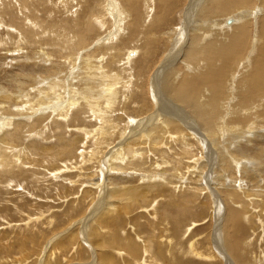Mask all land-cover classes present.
<instances>
[{
	"label": "rangeland",
	"instance_id": "374dc122",
	"mask_svg": "<svg viewBox=\"0 0 264 264\" xmlns=\"http://www.w3.org/2000/svg\"><path fill=\"white\" fill-rule=\"evenodd\" d=\"M34 1L37 2L38 0ZM40 1L41 7L36 12L37 15H35L36 18L39 17L41 19L39 21L37 18L38 22L42 20L46 21L47 24L54 21L59 23L65 22L69 27L70 22L75 27L77 24H83L86 27L89 26L91 32L87 34L86 44L77 50L75 63L71 66L69 62L60 60L59 58L60 53L63 54L64 52L63 49L59 50L58 47L49 43L47 45V42H45L42 49H37L36 43H38V40L22 41V34L19 33L21 34L19 36L15 26L11 25L15 29V31L12 29L11 32L15 34V38L20 37V42L16 41L19 44L17 48H14L13 45L10 46L9 43L7 44V41L0 42V95L2 91L9 90L11 97H14L11 99L13 101L9 105L0 104V136L5 131L13 130L14 123L22 121L28 124L34 119L44 116L43 118H46V120L40 122V124H42L41 126H47V128H45V133L42 134V137L47 138V141L53 145L57 142L55 135L58 136V133L63 132L66 128V126L60 125V127L54 130V120L58 124H65L64 122L73 120L71 118L72 113H77L82 109L84 114L79 116L80 120H83L81 122L82 127L78 122L75 125L72 123V125L68 126V131H66L65 135L69 139L80 137L83 142L77 143L75 147L71 146L70 149L72 151L71 155L67 157L68 161L57 162L58 167H53L51 163L46 164L44 166L46 168L40 171L41 174L36 175L37 177L34 176L36 182L28 177L26 179L23 177L28 175L29 172L27 171V174L17 173L14 176L15 178L8 177L9 183L0 184V264H113V262L126 264L127 261L121 259L124 257L122 252L119 253L112 251L113 249H109L111 245L109 239L112 235L117 236L119 240L121 239L118 241L119 243H126L130 239L141 247L147 244L152 245V248L154 247L151 250V255L152 253L153 255H149V257L148 255L146 257L142 256L144 259H142L140 264H169V262L173 264H264V191L260 189L261 187L264 189V140L251 142L257 148L263 149L261 151L263 158L258 163L262 167H254L252 168L253 171H249L246 164L249 159L245 156L247 152L244 154L235 153L234 156L239 157L244 163L242 169L235 170L233 174V179L236 180V183L231 182L229 176H224L223 181H219L223 188H217L212 183V179L214 178V172H218L216 166L218 152L216 153L208 143L205 137L206 134L203 136L207 142L197 134L192 133V136H190L188 128L190 125L196 126L199 132L204 133L200 121L187 106L177 103L170 96L167 98L165 88H162L160 84V89L157 91L160 92L161 90V95L165 99L170 100L168 104L171 107L181 109L180 117L170 114L167 115L166 119L170 120L171 123L176 122L181 126L184 130L183 141L178 140L177 143L174 142L173 139L176 138V135H174V128L171 124L166 128V123H162L159 120L154 121L150 130L156 129L154 132L158 133L159 131L157 130H160L161 127L162 129L165 128L167 131V133L165 132V140L169 138L172 140L171 144L166 145V141L164 142L168 154L163 157L159 155L161 156L160 158L158 154L155 156L154 154L151 155V153H145L146 157H137L136 161L139 160L141 163L147 161V165L132 172L125 169L126 167L130 168L128 160H124L122 163L119 160L113 161L112 169L117 168L118 171L111 170V172L117 173V176L119 172V174L124 176L122 180L111 176L109 182L114 185V189L121 188V190L135 188V190L140 191L142 187L148 184H150V187L157 186V181H160L163 187L159 186L158 189L153 188L148 192L143 202L134 199L127 204V198H124V194L121 195V200L118 197L114 199L108 198V192L112 189V185L108 184L105 179L106 176L103 175L104 171L109 170V163L104 161L105 152L101 155L95 154L92 161L87 160L88 153L93 151L95 146L93 132L97 130L99 125L98 121H96L98 118L95 115L96 113H93L89 108L86 110L89 105L88 100L82 95H78V81L76 80V76H73L79 70L82 60L88 59L89 56L95 57L93 59L95 61L92 60L94 71L90 69L87 75V79L89 80L86 83L91 82L95 92H98L100 96L103 94V99L108 101L110 92L107 90V86L115 82V89L112 90L117 95L116 99L112 101L114 112L108 114V116L120 117L122 114L121 103L124 102L128 107V113L123 116L127 117L129 112L133 114V111L137 115L135 116L136 118L131 119V125L142 122L156 110V105L154 104L155 90L152 88V78H154L158 66L167 58H171V50L173 48L171 49L170 46L175 39H173V36L176 37L175 33L177 30L182 34L185 23L184 14L187 15L186 9L190 7L193 0H182V7L181 0H179L180 6L174 8L171 15L172 19L170 18L169 21L159 27L153 23L154 17L161 15L163 12L162 5L157 3V0H141L140 4L142 6L138 15L130 12L123 0H115L117 3H111V0H102V3L104 2V9L101 8L100 13L97 0ZM249 1H252V3L254 1L255 6L251 7L253 11L250 10L255 14L258 12L259 0ZM249 1L234 0L235 4H245ZM15 2L16 0H14ZM31 2L36 3L33 0ZM43 3H45L43 9L45 7L44 10L47 11L49 8L48 14L54 11V16L49 18L46 13L45 15L40 11ZM114 5L116 6L115 8ZM117 6H119V9ZM0 11L2 12V10ZM17 12L19 19L21 17L25 23V28L35 29L33 25L34 20L30 19L28 11L23 12L19 9ZM38 12L42 14H38ZM119 12L122 16L117 14ZM1 15L0 36L6 39L8 28L11 27V18L8 15ZM43 15L47 17L45 18ZM128 15L131 17H128ZM232 15L237 18L239 16L235 11L230 12L229 17ZM191 16L189 17V19L191 18V23H195L197 21L196 15L194 16V20ZM90 17L96 18L98 22L102 21V27L97 22L95 26L91 25L86 20ZM115 19H117V22L120 19L119 29L117 28ZM239 22L241 23V21ZM256 22L251 31V44L247 50L246 59L254 55L258 31ZM130 23H134L133 26L135 28L138 27L137 29L141 33L126 30V28L129 29L131 27ZM147 28H152L153 31L147 33V39H145L143 34ZM128 33L131 35H128ZM45 39H47V36H45ZM179 41L180 43H176L181 45L182 42L181 48L184 49L188 46L190 41L189 29L186 30L185 35L179 38ZM150 42H152V46H149ZM167 45L168 47L166 48ZM12 46L13 49H11ZM110 47H114L116 50L119 49L117 51L119 55L116 57V63L112 64V66L107 65L109 64L108 61L111 63V55L114 53L106 50L107 48L110 49ZM19 49L21 51L13 52V50L17 51ZM149 49L151 54L145 58ZM169 49L171 50L169 51ZM251 49H253V52L250 51ZM34 50H39L38 52H42L43 50L44 53L50 54L49 60L54 61L55 64L59 62L65 63L66 67L62 73L66 75L64 87L60 88L59 85H56L55 89L51 92V94L54 92L55 94L51 95V103L48 106L40 105V107H37L33 102H30V107H34L35 111L30 110L28 112L27 109L29 108L27 105L21 106L23 104L22 99L15 98L21 92L19 94L15 93L14 85L12 83L7 84L6 81L14 76L12 75V69L14 68L17 71L16 68L20 65H28L30 67L28 73L31 72L33 62L24 61L17 66L15 61L22 62L27 57L32 58L35 56ZM128 51L132 53L136 52L137 54L134 53V57H132V59H135L134 62L125 66L124 56L127 58ZM184 51L181 50L179 56L174 57V60L167 64L170 66L165 73L169 70L174 73L172 74L174 86L181 81L182 75L190 72L189 68H186V65H184V62L182 63V59L185 60L183 58L185 55ZM118 58L121 59L118 61ZM147 59L149 60V64L157 61L156 65L148 73L147 69L143 71L142 67H140L146 65L144 64V60L147 62ZM244 60L243 64H245ZM35 61L36 63H40L41 60L35 59ZM104 68H107L111 72L109 79H100L101 71ZM241 70L242 66L237 67L231 77L229 76L224 81V85H226L223 88H226H224L225 97L222 106L223 108H227L226 112L230 109L233 101H235V97L233 96L236 93L235 87L240 80ZM34 74H39L37 69L34 71ZM137 74H140V76H137ZM15 75L19 76V78L27 77V70L15 72ZM161 80L163 83L168 81L163 78ZM237 80L238 82L236 83ZM97 83H99L98 88H96ZM230 84L235 85L230 86ZM44 87L47 86L44 85L42 88ZM34 89L35 85H31L26 88L25 93L33 94ZM141 93L145 94L146 98ZM231 93L234 95L232 96ZM72 95L76 96L74 101L79 104H76V106L69 110L68 116L64 117L65 120L57 117L64 112ZM56 96L58 97L56 98ZM24 100L26 99L24 98ZM204 101L205 99L202 100V102ZM101 104L103 107H99V110L101 109L99 118H104L105 113L103 110L105 106L102 102ZM141 107L144 109V112L140 115L136 114V111ZM20 111L22 112L20 113ZM102 122L103 119L100 123ZM118 123L120 126L124 124L123 121H118ZM79 128H85V130L90 132L87 133L89 134V138L85 137V134L81 135L83 132H79ZM263 130L259 131L257 129L255 132L260 134ZM23 138V144L40 140V136L35 135L34 131L23 133ZM19 147L15 149L16 152L21 150V147ZM223 150L226 151L227 148ZM83 151L86 153L84 152L85 157L81 161L80 152ZM131 155L129 154V156ZM247 155H250L252 160H254V152H248ZM252 160H250L251 163ZM63 165H66L67 168H62ZM80 165H83V168ZM78 166H80L81 170ZM25 168L28 170L29 167ZM52 168L54 170L49 171ZM245 170L246 173L244 172ZM163 171L165 175H163ZM151 175L153 178H149ZM89 178L100 179V181L94 185L90 181L87 182ZM163 181L166 183H163ZM228 185L230 187L226 189ZM240 186L242 188H239ZM108 207H110V212L105 214L104 212L108 211ZM111 210L114 212L112 213ZM232 213L235 214V219H232ZM101 215L105 216L102 221H100ZM107 219L109 222H106ZM234 244L235 249L233 247ZM114 248L118 249L117 247ZM193 251L199 256L187 254ZM160 255L166 259L163 261ZM165 255L166 257H164ZM237 256H240L239 259ZM150 257L157 258L158 261L154 262L150 260ZM169 259H172V261H169Z\"/></svg>",
	"mask_w": 264,
	"mask_h": 264
},
{
	"label": "bare ground",
	"instance_id": "6f19581e",
	"mask_svg": "<svg viewBox=\"0 0 264 264\" xmlns=\"http://www.w3.org/2000/svg\"><path fill=\"white\" fill-rule=\"evenodd\" d=\"M97 1H98L97 5L100 8L99 10V13H100L101 8L104 9V2L102 3V0H97ZM123 1L126 4V8L130 12L134 13V15L139 14L140 7L142 6L140 4L141 0H123ZM157 1H158L157 3L162 5L163 12L161 15L154 17L153 23H155L156 26L159 27L170 20L171 15L174 11V8L180 6V2L179 0H157ZM194 1L196 2L194 3ZM245 1H249V0H245ZM33 2H36V1L33 0ZM37 2L32 3L31 0H16V2L14 3V0H0V10H2V12L0 11V14L5 15V16L8 15L11 18L10 26L11 25H13V27L15 26V28L18 31L17 34L19 36L22 34L21 35L22 41L27 42L28 40L31 41L32 39L38 40L37 41L38 43H36L37 49L38 48L42 49L45 42H47V45L49 43L50 45H54L58 47L59 50L63 49L64 50L63 54L60 53L59 55L60 60L67 61L72 66V64L75 63V56L77 55L76 54L77 50L86 44L87 34L91 32L90 30L91 28L89 26L86 27L83 24H77L75 27L71 25V22L70 23L68 22L69 20L67 22L69 23L70 27L67 26L65 22L59 23V22L54 21L49 24H47L46 21L44 22V20L41 21L42 23L38 22L37 18L39 19V21L41 19L39 17L36 18L35 15H37L36 12L39 11V8L41 7V1L38 0ZM111 3H117V2H115V0H111ZM44 4L45 3L42 4V9L40 11H42L44 14L46 13L49 16V18H51L52 16H54V13H53L54 11L53 12L51 11L52 13L48 14L47 11L49 8L47 9V11H45L44 10L45 7L43 9ZM50 5L52 4L50 3ZM182 6L183 4L181 0V7ZM253 6H255L254 1L253 3L252 1H249L248 3H245V4H235L234 0H205V1L204 0H193L190 7L186 9L187 15L184 14L185 23H184L182 34L180 31L177 30V32L175 33L176 37L173 36V39L174 38L175 39L173 40V43L170 46L171 49L172 48L173 49L172 50L169 49V51L171 50L172 52L171 58H167L166 60L162 62V64H160V66H158L157 70L155 71L154 78H152L153 79L152 88L153 90H155V100H154L155 103L154 104L156 105V110L154 111L153 114H151L150 116H147V118L144 119L142 122L137 123L135 125H131L132 122H130L133 120V118H136L135 116H137L134 114V111H133V114H131L132 112L131 113L129 112L130 115L128 114V116L130 117L127 116L128 118L123 116L124 114L127 115L128 113V107L124 102L121 103L122 114L120 115V117H116L112 115L108 116V114H111L114 112L112 101L116 99L117 95L116 93H114L115 91L113 92L112 90L115 89V82L107 86L108 87L107 90L110 92L108 101L103 99L102 97L103 94H101L100 96L98 92H95L94 88H92L91 82L86 83V81L89 80L87 79L88 77L87 75L89 74L90 69L94 71L92 67V63L93 61H95L93 60L95 59V57L93 58L89 56L88 59L85 58L82 60L79 70H77L73 76H76L77 78L76 80L78 81V85H77V87H79L78 95H82L84 98L88 100L89 105L86 108V110L89 108L90 110H92L93 113H96L95 115L98 116L96 121H98V125H99L97 127V130L96 131L94 130L93 132L95 146H94V150L88 153L87 160L92 161V158L94 157L95 154L101 155L105 152L104 161L109 163V170L104 171L103 175L106 176L105 179L107 180L108 184L112 185V189L108 192L109 193L108 198L114 199L115 197H118L121 200V195L124 194L125 195L124 198H127V201H126L127 204L134 199L141 200L140 202H143L149 191H151L153 188L158 189L159 186L163 187V185L160 184L161 182L157 181L158 183L157 186L150 187V184H148L142 187L140 191L135 190V188H128L126 190H121V188L114 189L113 187L114 185L109 182V179L111 176L113 178H117L121 180H122V177L124 176L122 174H119V172H118V176L116 175L117 173L111 172V170L118 171L117 168L112 169V166L114 164L113 161L119 160V162L122 163V161L128 160L130 163V166H129L130 168L126 167L125 169L131 170L129 172H132L133 170H137L138 168H142L143 166L147 165L146 163L147 161L145 162L143 160L144 163H141V161L139 162V160L136 161L137 157L138 158L142 156L146 157L145 155L148 153H151V155L154 154L155 156L156 154H158V156L161 155L162 157L168 154L167 149L164 145V142L166 141V145H167V144H171L172 140L170 138L165 140L166 138L165 132L167 133L165 128L162 129L161 127L160 130H157L159 131L158 133L154 132V130L156 129L152 131L150 130V127L152 126L154 121L159 120V121H162V123H166L167 125L166 128L168 127V125L171 124L174 128L173 130L174 135H176V138L173 139L174 142L177 143L178 140L183 141L184 130L181 128V126H179L178 123L176 122L171 123L170 120L166 119L167 115H170V114L173 116L180 117L181 109L179 110V109H174L173 107H171L168 104L170 100L165 99L161 95L160 93L161 90L160 92L157 91L158 89H160V84L162 88H165L164 90H165L167 98H169L168 96H170V98L175 100L177 103L179 104L182 103L185 106H187L197 116L198 120L200 121L204 129L203 130L204 133H202L201 131L199 132V129L196 126L190 125L188 128H189V132L191 135L190 134L189 135L192 136V133H194L202 137L204 141H206L207 139L208 143L211 145L214 151L216 153L218 152L217 153L218 155L216 156V162H217L216 166L218 168V172H214L215 170L213 171L214 178L212 179V183L214 184V186L220 189L223 188L220 185L219 181H223L224 176H229L230 181L233 183H236V180L233 179V174L235 170L242 169L244 163L241 161L239 157L234 156L235 153L244 154L245 152L247 153L254 152L255 153L253 157L254 160H252V157L250 155H247V153L245 155L249 159V161L246 163L247 167L249 168L248 170L253 171L252 168L254 167H262L258 163L263 158L262 152H261L263 149L262 148L259 149L260 147L257 148L254 144H251V142L264 140V130L260 134L255 132L257 129H259V131L264 129V0H259V8H257L258 12H256L255 14L252 13L253 9H251V7L253 8ZM115 7L116 6L114 5V8ZM118 7L119 6H117V8ZM19 9H21L23 12H27V11L29 12L30 19L34 20L35 24L33 23V25L35 26V29L25 28V23L23 22L22 18L20 17L19 19V14L17 12ZM232 11H235L239 15L238 18L233 15L229 17L230 12ZM39 13L41 12H38V14ZM117 14L121 15L120 12ZM257 14H258V18H257ZM195 15H196L197 21L195 23L194 22L191 23V18L189 19V17L190 16L193 17V20H194ZM129 16L130 15H128V17ZM86 20H88V22H90V24L93 26H95L96 22L100 23L99 26L102 27L101 26L102 21L98 22L96 18L90 17V18H87ZM112 20L114 23L113 17H112ZM119 20L117 22V19H115L118 29H119V24H120ZM239 21H241V23ZM255 22H256V25L258 26L257 27L258 31H257V37H256V44L254 46V55H251L249 58L247 57L248 59H246V53L251 44L250 42V37L252 35L251 31L253 30V26L255 25ZM133 24L130 23L131 27L130 28L128 27L129 29L126 28V30H130L136 33H141L137 29L138 27L135 28ZM11 27L9 28L7 27L8 34H7L6 39L0 36V42L7 41L6 42L7 44L9 43L10 46L13 45L14 48L15 47L17 48L19 47L18 46L19 44H17L16 41H19L20 37L18 36L15 38V34L11 32V30L14 28L13 27L11 28ZM187 29H189L190 41H189L188 46L183 49L181 48L182 42H181V45L176 42L180 43L179 38L182 35H185V32ZM151 31H153L152 28H147L144 31L143 35L145 39H147V33H150ZM129 34L130 33H128V35ZM111 35L110 37H112ZM45 36H47V39H45ZM43 38L44 40H42ZM112 39H114V37H112ZM152 45H153L152 42H150L149 46H152ZM13 46L11 49H13ZM167 47L168 45L166 46V48ZM113 48L114 47H110V49L109 48L106 49L108 50V52H111V51L114 52L111 55L112 57V59H110L111 63L110 61H108L109 62V64H107L108 66L110 65L112 66V64L116 63V57L119 55L117 53L119 49L116 50L114 48L116 50L115 51ZM166 48H165V51H166ZM181 50H185L184 51L185 55L183 58L186 60L185 61L182 59V63L184 62V65H186V68L187 67L189 68L190 72L182 75L181 81L178 82L174 86L173 75H172L174 73L171 72L170 70L168 71L170 73L168 72L165 73V71L170 66L167 64L170 61L174 60V57L176 56L178 57L179 52H181ZM252 50L253 49H251L250 51L253 52ZM18 51H21V49L17 51L13 50V52L15 53ZM38 51L39 50H36V51L34 50L35 56H33L32 58L27 57L22 62H19L17 60L15 61V64H17V66L22 64L24 61L33 62V67L30 73H28V71H30V67L28 65H20L16 68L17 71H15L14 68L12 69L13 70L12 75L14 76L6 81L7 84L12 83L14 85L15 93L19 94L21 92L20 95H16L15 98L22 99L23 104H21V106L27 105V107L29 108L27 109L28 112L30 110L35 111L34 107H30V104H31L30 102H33L37 107H40V105L48 106L51 103V98H52L51 95L55 94V92L53 94H51V92L55 89L56 85H59L60 88H62L64 87V83H65L64 78L66 74L62 73L66 67L65 63L59 62L58 64H55L54 61L49 60L50 59L49 57L51 56L50 54L44 53L43 50H42L43 54L42 52H38ZM134 53L137 54L136 52ZM134 53L128 51V54L126 55L127 58L124 56V59L126 62L125 66H127V64L131 62H134L135 59H132V57H134ZM167 53H168V50H167ZM167 53L165 52V54ZM41 54L42 56H40ZM150 54L151 53L149 49V51H147L146 53L145 58H147ZM93 55H96V54H93ZM35 59H39V61L41 60L40 63L38 62L36 63L37 60L35 61ZM120 59L121 58H118V61ZM12 60L14 61V59ZM243 60L245 64H243ZM148 62H149L148 59H147V62L146 60H144V64L146 65L140 66L142 67L143 71L144 69H147V73L151 70V68H153L156 65L157 61L150 63V64ZM140 65H141V62H140ZM239 66H242L240 80L239 82L237 80L236 83L237 82L238 83L236 84V87L234 86L236 88L235 95L231 93L232 96L234 95L233 97H235V101H233V103L230 105V109L226 112L227 108H223L222 106V103L225 97L224 88H226V87L223 88V86L226 85V84L224 85V81L229 76L231 77L232 73ZM36 69L39 72L38 75L34 74V71ZM129 69H132V68H129ZM136 69L135 71H137ZM23 70H27V77L19 78V76L15 75V72H23ZM135 74H134V77H135ZM110 76H111V72H109L107 68L102 69L101 74H100V79H103V80L105 78L109 79ZM137 76H140V74L139 75L137 74ZM162 78L168 81H165L163 83V81L161 80ZM97 84L98 85H96L97 86L96 88H98L99 86V83ZM31 85H35L33 94L25 93L26 88L30 87ZM44 85H46L47 87L42 88ZM231 85H235V84H230V86ZM142 90L144 89L142 88ZM142 95H145V94H142ZM57 97L58 96H56V98ZM75 97L76 96L72 95L70 101L67 103L68 106H66L64 109V112L58 115L57 117L63 118V120H65L64 117L68 116L69 110H71V108H73L77 104L76 101H74ZM12 98L14 97H11L9 90L2 91L0 95V104L9 105L10 102L13 101L11 100ZM24 98L27 101L24 100ZM145 98H146V95H145ZM203 99H205L204 102H202ZM149 101L151 100L149 99ZM93 102H94V105H93ZM101 102L105 106L103 110V112L105 113L104 118L102 117L99 118V116L101 115L100 113L101 109L99 110V107L102 106ZM21 112L22 111H20V113ZM143 112H144V109L141 107L139 108V110L136 111V114L140 115ZM83 114H84V111L82 109H80L77 113L76 112L72 113L71 118L73 120L71 121L69 120L68 122L62 121L65 124H58L57 121L54 120V123H53L54 130L57 127H60V125L66 126V128L63 132H60V133L57 132L58 136L54 134L55 137L57 138V142L56 144H53V145L50 144L49 141H47V138L42 137V134L45 133V128H47V126H41L42 124H40V122L46 120V118H43L44 116L43 117L40 116L34 119L33 121L30 120L31 122L28 124L22 121H19L14 124L12 123L14 129L11 131H5L0 136V184L6 183V182L9 183L8 177L13 178L17 173L27 174L28 172H29L28 175L23 176V177L25 179L28 177L29 179H32L34 182H36V179L34 178V176L41 174L40 171L46 168L44 167L46 166V164L51 163L54 167V166H57V162L59 163V162L68 161L67 157L71 155V151H72L70 147L71 146L75 147L77 143L80 144V142H83V140L80 137H75V138L72 137L73 139H69L66 137L65 134H66V131H68L67 130L68 126L72 125V123H74L75 125V123L78 122L81 124L80 126L82 127L81 122H83V120L82 119L80 120L79 116H82ZM101 118L103 119L102 123H100L102 120ZM118 121H123L124 124L120 126ZM78 130L79 132L80 131L83 132V134L81 133V135L85 134L86 135L85 137L89 136V134L87 133H90V132L85 130V128H79ZM31 131H34L35 135H39L40 140L39 141L34 140V141L23 144V139H24L23 133L25 132L30 133ZM203 135H205L206 139ZM46 141L49 142V144H47ZM219 141H220V144H219ZM19 146L21 147V150L19 152H16L15 149H18ZM224 148H227V150L226 151L223 150ZM84 152L85 151L80 152L81 161L84 160L85 153H86ZM129 154H132V155L129 156ZM161 156L159 157L161 158ZM250 160H252V163ZM80 166H78V168ZM25 167H29L28 170H26L27 168ZM63 167L67 168L66 165H63L62 168ZM79 169L81 170V168ZM52 170L54 169L52 168L49 171H52ZM113 172H116V171H113ZM244 172L246 173V170ZM163 175H165L164 171H163ZM149 178H153V176L151 175ZM89 181L90 183L96 185L100 181V179L98 180L96 178H89L87 182ZM164 182L165 181H163V183ZM242 183H244V181H242ZM229 187L230 185H228L226 189ZM234 187H235V184H234ZM239 188H242V187L240 186ZM260 189L264 191L262 187ZM0 192H1V188H0ZM109 205L111 206V204ZM109 209L110 207H108V211H105L104 213L105 214L109 213L110 212ZM114 211L111 210L112 213ZM234 215L235 214L232 213V219H235ZM103 216L101 215L100 221H102L105 218V216L104 217ZM106 222H109L108 219ZM120 240L117 236L112 235L111 238L109 239V243L111 244L109 249L110 250L113 249L112 251H116L119 253L122 252L123 253L122 255H124V257L121 259H124L125 261H127L126 264H140L142 259H144L143 257H146L147 255L149 257V255H151V250H153L154 248V247L152 248V245L150 244H147L141 247L140 245L136 244L135 241L133 242V240L131 241L130 239H128L126 243L125 242L119 243L118 241ZM114 247H117L118 249ZM233 247L235 249V244L233 245ZM187 254L199 256L194 251L189 252ZM164 257H166V255ZM237 257L239 259L240 256H237ZM164 259L166 258H163L162 256L163 261ZM110 260L112 261V259ZM150 260L154 262H156V260L158 261L157 258H152V257H150ZM169 261H172V259H169ZM113 264H118V262L116 263L113 262ZM169 264H173V263L169 262Z\"/></svg>",
	"mask_w": 264,
	"mask_h": 264
}]
</instances>
